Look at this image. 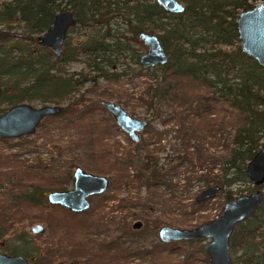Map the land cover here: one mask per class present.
Wrapping results in <instances>:
<instances>
[{"label": "trees", "instance_id": "1", "mask_svg": "<svg viewBox=\"0 0 264 264\" xmlns=\"http://www.w3.org/2000/svg\"><path fill=\"white\" fill-rule=\"evenodd\" d=\"M178 1L183 3L185 10L173 14L166 12L154 0H1L0 114L12 105L38 100L61 106L55 114L56 117H64L61 122L81 123L91 113L90 107L78 109L83 103L81 98H76V95L83 96L81 86L98 77L118 78L135 68L137 74L145 72L151 77L152 84L146 91L144 102L152 108L156 98L161 97L158 113L145 120L147 127L151 128L148 122L154 117L162 118L163 125L170 122L168 132L162 130L155 133H159L162 139L170 136L168 150L173 154L170 158H157L154 163L151 157L162 147L157 144L158 141L143 137V143L140 139L133 148L137 151L133 155H137L140 170L135 172L136 178L143 179L144 185L152 182L150 179H155V175L169 182L173 171L178 168L179 174V168H183L194 155L197 161L205 160L203 147L208 140L203 134H214L217 129L225 132L223 140L218 141L214 159L221 166V173L215 174L212 172L214 167L199 163L200 172L205 170V173L190 176L189 181L202 183L203 189L211 186H217L219 190L226 188L225 201L241 196L229 187L249 182L247 163L264 145V67L240 51L236 20L241 11L252 8L257 0ZM62 10L72 11L81 36L70 43L66 35L61 55L56 56L50 48L41 46L37 37ZM142 32L154 34L160 39L169 55L166 64L152 67L140 64V49L138 46L135 48L133 41L138 40ZM126 58L129 60L127 63L124 61ZM69 62H80L83 67L78 73L69 72ZM176 79L211 88L212 96H193L189 93L190 98H184L183 102L179 97L181 94L177 93L179 84ZM181 106L184 110L188 108L187 114ZM72 112L76 116L67 119L65 116ZM211 112L216 113L214 119L205 117ZM184 116L195 127L185 126L186 122L174 119ZM77 126L81 129L80 125ZM114 128V122L108 118L90 119L87 127H83L91 132L90 143L93 145L92 141L99 137L104 140V136L112 133ZM196 130L199 133H194ZM193 136L199 137L198 145L190 143ZM223 142L226 143L224 147ZM71 144L76 147L84 145L80 139H72ZM107 147L102 146L101 150ZM145 151L149 152L143 154ZM113 153L115 151L105 152L104 157L98 155L106 158L110 167H100L93 162L90 166L88 157L80 154L76 158L85 161V169H96L113 180L117 176L120 180L127 169L118 172L119 167L116 166L120 157ZM133 155L125 154V161L121 162L132 163ZM152 167L155 169L151 170ZM131 175H127L130 176L127 184L131 183ZM132 180L135 181V177ZM159 182L155 180L154 184ZM44 191L43 187L34 186L30 190L25 189L20 197L42 205ZM243 222L251 224L243 228ZM243 222L236 226L230 238L232 247L243 249L239 264H264V196L260 208ZM4 229L1 225L0 238L5 233ZM60 229L63 230L54 226V230ZM25 254L29 256L28 252Z\"/></svg>", "mask_w": 264, "mask_h": 264}, {"label": "rangeland", "instance_id": "2", "mask_svg": "<svg viewBox=\"0 0 264 264\" xmlns=\"http://www.w3.org/2000/svg\"><path fill=\"white\" fill-rule=\"evenodd\" d=\"M262 1L264 0H257L255 3ZM67 35V41L74 42L75 39L81 36V29L79 27L75 28ZM136 41L140 52L144 51V43L139 40ZM239 43L238 38V46ZM224 49L228 50L230 47H224ZM124 61L127 63L129 60L126 58ZM67 65V70L74 73L80 72L83 67L80 62H69ZM126 72L127 74L118 78L115 77L112 80L103 77L94 78L81 86L80 93H83V96L76 95V98H81L84 104L82 103L78 109L91 108L89 118H85L81 123L72 124L67 121L66 124L64 121L61 122L64 117H56L54 114L45 117L32 134L15 138H0V227L4 225L6 229L5 235L0 238V252L7 253L15 248L16 254H19L25 249L27 251L38 249V264H47L44 251L54 250L55 255H61L65 247H73L64 239V232L54 230L55 221L69 224L74 219L79 225L88 223L92 227L90 232H74V235L77 236L78 245L87 246L91 250L101 247V252L105 251L103 248H110L108 249L110 251H121L120 256L123 257L122 259H115V256L108 253V258L105 257L101 260L103 264H117L123 261L124 258L127 259L126 262L146 264H210V260L204 251V245L208 240L197 239L194 241L184 240L163 243L159 240L157 232L161 226L193 228L219 216L222 206L226 202L224 190L227 189H220L213 198L198 202L196 197L203 189L202 183L193 182L194 180L189 181V178L196 174L205 173V170L200 172L201 168L199 166L201 163H205L207 167H214L212 168L213 173H221V166L214 159L218 141L223 140L225 132L217 129L214 134L204 132L203 136L208 140L203 147L205 160L197 161V156L194 155L183 168H179L181 170L179 174L177 173L178 168L173 171L170 180L168 179L169 182L159 179L160 175H155V179H150L152 182H148L147 185L142 183L143 179L133 181L134 176L131 173L140 171L137 155H133L137 153L133 150L137 142L131 141L129 136L115 124L112 133L104 136L102 141L101 137L92 141L94 142L93 145L90 143L91 132L83 129V127H87L90 119L111 118L113 121L112 116L100 104L101 100L117 103L132 117L142 120H148L152 117L151 114L156 115L158 113L161 97L156 98L154 101L152 111L149 104L144 102V99L147 98L146 91L152 84L151 77L145 72L137 74L135 68ZM176 80L179 84L177 93L181 94L179 97L183 102L184 98L186 100L190 98L189 93H192L193 96L198 94L203 95V97L212 96L211 88L208 89L189 80ZM153 87H155V84ZM23 103H28L33 107L50 104L41 103L38 100ZM63 105H66V103ZM188 108L184 110L181 106L185 114H187ZM75 116L76 113L72 112L65 117L71 120ZM205 117L214 119L216 113L211 112ZM161 119L154 117L148 122L151 128L149 129L146 125V129L139 133V137L142 139L140 143H143V137H150L151 141H158L157 144L162 147L159 152L154 151L157 155L153 154L154 156L151 157L154 163H156L157 158H170V155L173 156L170 149L168 150L170 136L166 135L162 139L159 133H155L157 131L162 132V130L168 132L171 128L170 122H165L163 125ZM174 119H179L182 123L186 122L185 126L195 127L194 123L187 120L185 116L182 119L180 117ZM189 119H193V117L189 116ZM77 124L81 126V129ZM194 133H199V131L196 130ZM184 138L185 136H183ZM72 139H80L84 145L76 147L71 144ZM197 139L199 137L193 136L190 138V143L198 145ZM106 145L108 147L101 150V147H106ZM225 145L226 143L223 142V147ZM112 151H115L113 154L120 157L119 165L116 166L119 167L118 172L126 168L127 172L125 174L131 175V184L126 185L130 176L123 175L120 180L118 176L116 180L109 176L110 182L107 189L99 195L90 197L89 208L86 211L75 213L73 219H71V216L66 215L65 209L58 210L59 216L55 218L54 214L44 213V208L34 206L30 201L20 197L25 189L30 190L34 186H41L45 189L44 195L42 194L43 202L47 203L45 195L49 190L71 188L74 168L76 166L86 168L85 161L76 158L77 154L88 157L87 160L90 166L93 162L94 165L100 167L101 165L110 167L109 162L105 160L106 158L98 155L101 154L104 157L105 152L112 153ZM128 151L133 155L131 157L133 162L123 164L121 161H125L124 155ZM147 152L149 151H145L143 154ZM110 160H112V156H110ZM129 168L132 170L131 173ZM189 169H191V172H189ZM88 171L99 172L96 169H89ZM155 180L160 181L158 185L154 184ZM261 188L264 191V186ZM229 189L234 193L243 195L254 191L256 187L249 181L234 184ZM136 220H140L142 226L132 228V224ZM35 223L44 226L43 233L34 235L29 231L30 226ZM62 223L58 224L65 230V225ZM250 224L251 222L248 224L243 222L242 227L246 228ZM21 231L26 233V238L22 242L21 239L16 238ZM69 255V258L65 260L66 263L62 264L84 263L83 261H77L73 254L69 253ZM242 255L243 249L239 246L232 247L231 239L230 258L233 264H239ZM87 261L95 264V261L89 258H87Z\"/></svg>", "mask_w": 264, "mask_h": 264}, {"label": "water", "instance_id": "3", "mask_svg": "<svg viewBox=\"0 0 264 264\" xmlns=\"http://www.w3.org/2000/svg\"><path fill=\"white\" fill-rule=\"evenodd\" d=\"M154 1L169 13L177 14L185 9L183 3L178 0ZM73 23L74 17L69 10L58 12L51 25L37 37L38 43L50 48L56 56H60L64 39ZM236 30L240 41V51L264 67V1L239 13ZM139 40L146 47L139 58L142 66L167 63L168 56L156 35L142 32L139 34ZM100 103L112 115L121 130L126 132L133 142H138L140 139L138 132L146 126V121L131 117L121 105L112 101L101 100ZM60 110L61 106L56 104H45L40 107H33L28 103L12 105L0 114V138H15L32 134L45 117L54 115ZM246 175L257 187L254 191L226 201L219 216L209 222L201 223L193 228L161 226L158 229L160 240L173 242L197 238L207 239L204 250L209 257L210 264H233L230 258L231 235L239 223L245 221L260 208L263 200L264 191L261 187L264 186V145L247 163ZM72 179L73 188L71 190H51L45 195L46 201L52 205L82 212L89 205L88 196L103 193L108 185L106 176L89 173L80 166L74 168ZM218 190L217 186L207 187L200 191L196 200L200 202L213 198ZM132 227L139 228L140 222H135ZM29 230L37 235L43 232V226L35 223L30 226ZM0 264H27V259L21 255L0 253Z\"/></svg>", "mask_w": 264, "mask_h": 264}, {"label": "flooded vegetation", "instance_id": "4", "mask_svg": "<svg viewBox=\"0 0 264 264\" xmlns=\"http://www.w3.org/2000/svg\"><path fill=\"white\" fill-rule=\"evenodd\" d=\"M63 11V10H62ZM71 13H72V11L71 10H69ZM73 14V13H72ZM73 17H74V23H73V25L69 28V30H68V32H67V34L69 33V32H71L73 29H75V28H78L79 26L77 25L78 23L76 22V17L74 16V14H73ZM114 26H116L115 24H114ZM102 28V27H101ZM134 43V46H135V48H137V41L135 40V41H133ZM161 42V41H160ZM163 46V45H162ZM145 49H146V47H145ZM145 51V50H144ZM144 51H142V52H140L141 54L142 53H144ZM166 51V50H165ZM167 53V52H166ZM167 56L169 57V55L167 54ZM102 105V104H101ZM102 107L103 108H105L103 105H102ZM106 109V108H105ZM107 110V109H106ZM108 112V111H107ZM109 113V112H108ZM110 114V113H109ZM111 115V114H110ZM131 115V114H130ZM112 116V115H111ZM132 117V116H131ZM113 118V117H112ZM109 119V118H108ZM111 119V118H110ZM109 119V120H110ZM113 121H114V124H116V122H115V120H114V118H113ZM117 125V124H116ZM146 125H147V122H146ZM118 126V125H117ZM119 127V126H118ZM120 128V127H119ZM121 129V128H120ZM145 129V127L141 130V131H143ZM123 131V130H122ZM126 133V132H125ZM139 133L140 132H138V135H139ZM127 134V133H126ZM128 135V134H127ZM129 136V135H128ZM129 138L131 139V137L129 136ZM140 138V137H139ZM140 140V139H139ZM131 141H132V139H131ZM128 153H130V151H128L127 152V154ZM130 170H129V172L131 173L132 172V170H131V168H129ZM85 170V169H84ZM85 171H87V172H89V173H92V174H95V175H99V176H101V175H104V174H101V173H94V172H91V171H88V170H85ZM131 174H133V176L135 177V179H137L136 177V175H135V171L134 172H132ZM125 175V174H124ZM104 176H106L107 178H108V184H109V182H110V179H109V176H107V175H104ZM142 177V176H141ZM144 178V177H143ZM121 184V183H120ZM131 183H129V184H126L127 186L128 185H130ZM107 187H108V185H107ZM73 188V184H72V187L71 188H68V189H54V190H71ZM107 189V188H106ZM99 194H101V193H97V194H92V195H90V196H88V198H87V200H88V203H89V205H88V207L85 209V210H83V211H86L88 208H89V206H90V201H89V198L90 197H92V196H94V195H99ZM47 202V201H46ZM48 203V202H47ZM45 203V202H43V204L41 205V204H34V203H32V204H34V206H37V207H42V208H44V210H45V212L44 213H48V214H50V213H52V214H54L55 215V218L57 217V216H59V214L57 213V211L58 210H64L65 209V212H66V215H69V216H71L72 218L71 219H73V217L75 216L74 214L75 213H80V212H75V211H72V210H70V209H66V208H64V207H62V206H59V205H56V206H53L52 204H50V203ZM45 206H46V209H45ZM49 207H51V208H49ZM52 207H54V209H52ZM61 208H63V209H61ZM49 209H51V210H49ZM48 211V212H47ZM82 211V212H83ZM71 213V214H70ZM61 216V215H60ZM56 223H55V225L54 226H58V227H60V225L58 224V222L57 221H55ZM135 222H140V227L142 226V222L140 221V220H136V221H134V223ZM62 223V222H61ZM133 223V224H134ZM40 224V223H39ZM62 224H64L65 225V230L68 232V234L67 233H65L62 229H60V230H58V231H62V232H64V234H63V237H64V239L70 244V245H73V247H65V249L63 250V253L61 254V255H55V253H54V250H48V251H44V253H45V256H46V258H47V264H62V263H66L65 262V260L67 259V258H69V253H71V254H73V256H75V259L77 260V261H83L84 263L83 264H92V263H90L89 261H87V258H89V259H91V260H93V261H95V264H101L102 263V259H105V257L106 258H108V253H111L113 256H115L116 258L115 259H122L123 257H121L120 256V254H121V251H110V250H108V249H110V248H103L105 251H102L101 252V247H99L98 249H94V250H91L89 247H87V246H80V245H78V242H77V236L76 235H74V232H77V233H82V231H84V232H90L91 230H92V227H91V225H89L88 223H84V224H82V225H79L78 224V222L76 221V220H72L71 221V223H62ZM133 224H132V226H133ZM42 225V224H41ZM43 226V225H42ZM3 227H4V225H3ZM5 228V227H4ZM133 228V227H132ZM4 231L6 232V229H4ZM30 231V230H29ZM43 231H44V226H43ZM43 233V232H42ZM4 235H5V233H4ZM3 235V236H4ZM158 235V234H157ZM2 236V237H3ZM1 237V238H2ZM17 239H21L20 241L22 242V240H24V238H26V233L25 232H23V231H21V232H19L18 234H17V237H16ZM159 238V237H158ZM197 239H203V238H197ZM197 239H193V240H187V241H194V240H197ZM159 240H160V238H159ZM203 240H205V239H203ZM207 240V239H206ZM161 242H163L162 240H160ZM181 241H184V240H181ZM17 242H18V240H17ZM173 242H176V241H173ZM163 243H170V242H163ZM205 245H206V243H205ZM204 245V246H205ZM205 251V250H204ZM25 252H28V255L29 256H27L26 254H25ZM38 252H39V250L38 249H35V250H28L27 251V249H25L24 251H22V253H19V254H16V250H15V248H14V250H12V251H9V252H7V253H4V252H0V253H3V254H7V255H21V256H23V257H25V259H27V264H38V262H37V259H38ZM169 253V252H168ZM207 255V254H206ZM209 258V257H208ZM127 261V259L126 258H124L123 259V261H120V263H117V264H124V263H133V262H126ZM134 263H137V262H134ZM103 264V263H102ZM139 264H144V263H139Z\"/></svg>", "mask_w": 264, "mask_h": 264}, {"label": "bare ground", "instance_id": "5", "mask_svg": "<svg viewBox=\"0 0 264 264\" xmlns=\"http://www.w3.org/2000/svg\"><path fill=\"white\" fill-rule=\"evenodd\" d=\"M185 10V9H184ZM167 12V11H166ZM180 13H182V12H180ZM173 14H175V13H173ZM178 14V13H177ZM160 40V39H159ZM161 43V42H160ZM162 45V44H161ZM164 48V47H163Z\"/></svg>", "mask_w": 264, "mask_h": 264}]
</instances>
